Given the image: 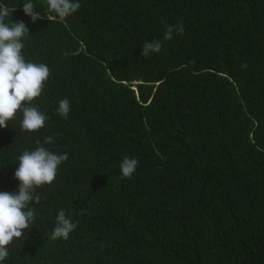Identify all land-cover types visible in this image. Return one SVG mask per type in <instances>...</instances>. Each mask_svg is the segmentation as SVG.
I'll list each match as a JSON object with an SVG mask.
<instances>
[{
  "label": "trees",
  "instance_id": "16d2710c",
  "mask_svg": "<svg viewBox=\"0 0 264 264\" xmlns=\"http://www.w3.org/2000/svg\"><path fill=\"white\" fill-rule=\"evenodd\" d=\"M24 2L0 5L29 29L25 60L50 69L32 102L47 121L0 128V192L18 193L24 150L69 158L0 264H264V0H78L64 22L32 0L35 23ZM151 40L161 51L141 56ZM61 209L77 227L53 240Z\"/></svg>",
  "mask_w": 264,
  "mask_h": 264
},
{
  "label": "clouds",
  "instance_id": "9594fccd",
  "mask_svg": "<svg viewBox=\"0 0 264 264\" xmlns=\"http://www.w3.org/2000/svg\"><path fill=\"white\" fill-rule=\"evenodd\" d=\"M49 12H54L60 22L77 12L81 4L78 0H47ZM32 0H25L23 12L35 23L43 19ZM15 8L9 9L0 5V128L9 126L17 112H22L21 127L28 132H36L45 127L47 116L32 102L42 95L46 82L50 77V69L44 63L26 61L22 55L24 43L22 38L29 35V29L23 21L9 24L5 18L13 13ZM48 17L47 19H52ZM184 26H167L164 40H171L173 34L182 35ZM162 43L159 40L145 41L142 44L141 56L148 57L151 53H159ZM111 71V70H110ZM58 114L67 119L71 111V101L63 98L59 101ZM54 142L53 136L45 138V144ZM40 144V141H37ZM67 153L57 154L44 146L34 150H24L18 156V168L14 175L20 182L18 193L0 192V262L6 260L10 253L7 246L14 238L24 236V230L34 225V209L30 204L40 203V196L36 189L51 185L58 175L59 166L68 160ZM139 161L134 157H125L120 163L122 179H131L136 172ZM77 225L61 209L56 217L51 239L68 240Z\"/></svg>",
  "mask_w": 264,
  "mask_h": 264
}]
</instances>
